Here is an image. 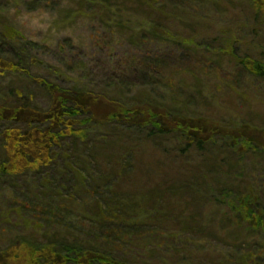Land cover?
Masks as SVG:
<instances>
[{
  "label": "rangeland",
  "instance_id": "1",
  "mask_svg": "<svg viewBox=\"0 0 264 264\" xmlns=\"http://www.w3.org/2000/svg\"><path fill=\"white\" fill-rule=\"evenodd\" d=\"M131 1L130 13L125 14L130 19L143 16L142 22L149 24L156 21V13L159 17L166 14L153 6L145 10L149 0ZM185 2L182 5L185 12L173 10V16L179 17L178 24L169 26L175 33V41H153L142 36L140 39L146 40L136 46L131 44L128 32L110 34L100 30L98 24L80 20L86 13L82 10L76 14L80 0H0V21L16 26L25 40L33 44L29 56L42 71L34 70L32 74L48 78L53 73L50 67L55 68L63 61L66 63L62 62L61 77L66 81L65 86H71L80 85L75 80L77 70L71 69L74 62L84 61L90 67L96 61L102 66L113 63L124 72L131 62H140L146 55L153 58L157 54L163 63L161 80L154 79L156 86L129 88V91L125 88L119 96L127 106L144 102L158 107L155 110L159 115V110L164 108L171 111L174 120L180 121L176 115L182 116L180 122L190 125L191 138L176 131L148 135L153 130L150 127L144 132L119 128V142L113 149L117 147L119 166L126 167L119 169V184L114 191L119 192L121 205L130 200L142 211L123 213L117 229L114 226L117 220L111 221L115 229L111 234L87 236L94 219L89 209L94 211V206L84 200L78 210L73 206L82 218H77L82 222L79 229L68 227L76 234L79 244L85 241L104 244L105 250L108 240L104 238L115 240L109 247L110 254L127 264H236L249 249L251 253L257 249L264 252V233L258 230L238 233L244 225L227 212L229 205L240 207L244 203L236 193L245 198L252 195L253 187L264 192V156L248 157L249 154L241 152L243 174L235 182L233 176L241 172L236 161L239 154H233L228 137L218 139L215 135L205 142L200 134L195 136L202 129L205 134L215 130L217 135L243 134L250 140H261L264 79L245 71L239 61L260 60L264 64V0ZM189 19L195 23L194 27L183 25ZM138 23L136 20L135 24ZM149 47L152 56L144 53ZM90 81L93 87V79L82 83L88 85ZM96 84L98 88L101 81ZM102 87H106L105 82ZM110 92L115 95L117 91L111 88ZM40 95L37 101L43 103ZM106 153L107 150L104 157ZM34 179L28 183L20 178L14 188L0 183V264H17L14 252L7 248L13 237L28 236L27 229L37 222L33 212L13 220L10 209L19 207V192L15 200L11 199L15 189L41 197L43 189H36ZM147 193L149 196H145ZM105 195L102 202L97 199L99 205L110 203V193ZM213 196L225 202L220 204L223 209L215 208L219 201ZM52 202L58 204L57 199ZM228 216L235 225L228 222ZM23 251L26 252L24 264H32L31 250L23 247ZM18 264H23L22 257Z\"/></svg>",
  "mask_w": 264,
  "mask_h": 264
},
{
  "label": "trees",
  "instance_id": "2",
  "mask_svg": "<svg viewBox=\"0 0 264 264\" xmlns=\"http://www.w3.org/2000/svg\"><path fill=\"white\" fill-rule=\"evenodd\" d=\"M80 2L76 14L78 12L79 15L82 10L86 12L80 20H86L96 26L98 24L100 30H107L110 34L128 32L131 44L136 46L146 40L140 39L142 36L160 42L174 40L175 33L169 26L178 24L179 17L173 16V10L185 12L186 4L185 0H149L145 4V10L153 6L157 11H164L166 14L159 17L156 13V21L147 24L142 22L143 16H133L130 19V16L125 15L130 13L128 3H133L131 0ZM136 20L139 21L137 25ZM188 21L191 23L184 22L183 25L194 27L195 23L190 19ZM186 43L189 44L190 41ZM32 46L16 26L0 21V183L9 184V188H14L20 178L21 182L26 180L31 183L34 177L36 189H43L40 198L28 191H13L12 200H15L17 192L21 198L17 201L18 209L10 208L12 219L19 220L20 216L33 212L37 222L27 229L28 236L13 237L7 249L14 252L13 258L17 264L21 257L23 264L25 262L23 255L26 252L23 247L31 250L32 264H127L110 254L109 247L116 243L115 240L105 237L104 239L108 240L105 250L104 244L85 241L81 245L77 242L76 234L71 233L69 228L79 229L82 222L77 218H82L77 216L73 206L78 210L84 200H89L91 206H94V211L89 209L94 219L89 225L92 231L89 234L85 232L87 236H95L98 233L101 236L111 234L112 230H115L112 229L111 221L117 220L114 222L117 229L123 213L137 214L142 211L134 207L130 200H125L121 205L119 192L114 191L116 184H119V169L126 167L119 166L117 147L113 149L114 144L119 142V128L124 131L135 129L144 132L150 127L153 130L147 132L148 135L156 131L161 134L176 131L183 137L191 138L190 125L180 122L182 116L176 115L180 121L174 120L169 113L171 111L164 108L159 110V115L155 110L158 107L144 102L142 105L127 106L122 102V96H119L125 88L129 91V88L156 86L157 81L154 79L161 80L160 68L163 63H160L157 54H154L153 58L146 55L139 59L140 62H131L124 72L119 69V65L113 63L102 66L96 61L92 63L93 67H90L91 64H84V61L74 62L71 69L77 70L75 80L80 85L65 86L66 81L61 77V72L64 71L63 63L66 62L61 61L55 68L48 63L53 69L48 78L32 74L34 70L38 73L42 71L29 56L33 51ZM149 49L150 47L144 53L150 54ZM239 62L252 76L264 79L262 61L246 59ZM86 79L95 81L93 87L91 81L88 85L82 83ZM98 80L101 81L99 89L96 84ZM102 82L106 83L105 88L102 87ZM111 88L117 91L115 95L110 92ZM39 94H42L40 96L43 97V103L37 101ZM251 129L260 130L256 127ZM260 132L261 140H250L243 134L233 137L226 134L217 135L215 130L205 134L202 129L201 132L195 133V136L200 134L205 142L215 135L218 139L228 137V146L233 154H239L236 161H239L241 172L233 176L236 182L243 174L241 152L249 154L248 157L264 156V125ZM198 144H201V140ZM102 157L105 159L100 163ZM94 174L97 177H94ZM24 187L30 190L27 185ZM107 192L110 193V203L106 201L99 205L97 199L101 202L105 200ZM251 194L245 195L244 198L236 193L244 203L240 207L229 205L227 212L237 217L238 222L244 225V229H238V233H254L256 230L264 233V192L253 187ZM145 196H149V193ZM53 199H57L58 204L53 203ZM213 199L216 197L213 196ZM216 201H219V204L215 208L218 209L219 206L223 209L220 204L225 202L217 199ZM83 214L84 211L81 212V215ZM96 219L98 221H95ZM228 222L235 225L230 216ZM236 227L242 228L240 225ZM123 243L124 241H121V244ZM249 251L250 249L236 264H264L262 250L257 249L254 253Z\"/></svg>",
  "mask_w": 264,
  "mask_h": 264
},
{
  "label": "flooded vegetation",
  "instance_id": "3",
  "mask_svg": "<svg viewBox=\"0 0 264 264\" xmlns=\"http://www.w3.org/2000/svg\"><path fill=\"white\" fill-rule=\"evenodd\" d=\"M183 125H186L185 123H183Z\"/></svg>",
  "mask_w": 264,
  "mask_h": 264
}]
</instances>
